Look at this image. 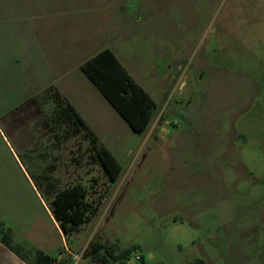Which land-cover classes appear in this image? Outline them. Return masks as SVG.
Listing matches in <instances>:
<instances>
[{"label": "rangeland", "instance_id": "1", "mask_svg": "<svg viewBox=\"0 0 264 264\" xmlns=\"http://www.w3.org/2000/svg\"><path fill=\"white\" fill-rule=\"evenodd\" d=\"M68 1L25 0L39 26L58 20L103 38L157 106L137 133L115 109L79 105L122 166L114 182L55 94L42 112L2 117L21 135L0 136L4 239L14 233L26 258L42 251L67 264H97L86 256L95 241L132 248L130 263L140 254L141 264H264V0ZM25 28L0 19V64L3 43L15 47L2 31ZM69 29L63 40L78 37ZM19 78L11 91L0 82V114L23 101ZM48 179L83 184L90 221L63 235L50 213L55 193L39 188Z\"/></svg>", "mask_w": 264, "mask_h": 264}, {"label": "crops", "instance_id": "2", "mask_svg": "<svg viewBox=\"0 0 264 264\" xmlns=\"http://www.w3.org/2000/svg\"><path fill=\"white\" fill-rule=\"evenodd\" d=\"M68 2H70L69 4H75L79 0H70ZM59 14L62 15L64 12H59ZM52 17H57V15ZM0 19L1 21H26V28L23 33L20 29L19 32L16 30L17 32L12 33L2 31L4 36L8 34L11 36L14 33L15 38L12 41L15 43V47L12 45L11 50L7 51L8 48L3 43L4 51L2 59L6 63L0 64V82L3 85L5 84L6 87L9 86V91L13 89L15 81H17V84H21L19 77H23L21 79L24 82L22 81V86L17 89L19 93H22L20 98L23 97V101L11 110H6L0 114V136L5 141H8L5 131L9 130V133L21 138L19 134L20 130L12 128L11 121L6 117H2L13 109L19 110L25 108L33 110L37 108L42 112L44 104L48 103L47 101L51 92L57 91V93L76 108L90 129L98 136L101 144L105 145L99 136L100 134H98L100 128L94 124L95 116H93L94 118L89 117L88 114L79 110V105L83 103L85 107H88L92 100H96L109 113L114 115L113 110L115 108L82 69V65L86 61L97 55L100 51L109 48V45L104 44L103 38L97 41V38L94 36L90 38L89 36H84L83 29H77V25H69L66 22L60 23L57 20L54 25H50L49 19L42 21L41 26H39L37 21L42 18L31 12V5L30 3H26L25 0H3L0 5ZM72 27L79 33L78 37L73 40H63V37L67 34V30H70L69 28ZM12 57H15L16 63L13 62L8 65V60H11ZM115 111L118 112L116 109ZM102 125L106 126L107 121H103ZM105 146L107 147V145ZM37 193L39 194V192ZM39 196L41 195L39 194ZM11 236V239H3V233L0 230V264H8L6 262L9 261L12 264H35L34 259L38 257L39 251L37 254L35 253L31 256V258H26V255L22 254V246L15 243V234L12 233ZM6 250L9 252L7 253ZM68 252L71 253L70 250ZM3 255H6L4 259L9 261L3 262Z\"/></svg>", "mask_w": 264, "mask_h": 264}, {"label": "trees", "instance_id": "3", "mask_svg": "<svg viewBox=\"0 0 264 264\" xmlns=\"http://www.w3.org/2000/svg\"><path fill=\"white\" fill-rule=\"evenodd\" d=\"M82 69L130 125L132 130L137 133H143L148 128L157 104L149 92L131 76L111 49L106 48L100 51L86 61L82 65ZM51 93L60 99L59 105L62 110V117L68 118L74 126L86 130L93 144L96 158L110 180L112 182L116 181L122 172L119 160L109 148L101 144L98 136L90 129L69 101H66L57 91ZM39 188H43L46 195L55 193L49 207L63 235L70 234L90 221L87 190L83 184L75 183L59 189V181L48 179L44 185L39 183ZM131 252L132 248L120 249L118 245L108 241H95L88 246L86 256L97 264H112L114 262L119 264H141L143 261L142 256L138 259L140 263L136 261L130 263L132 260ZM37 259L38 264L68 263V260L55 259L42 251L38 252ZM190 264H207V261L203 258H197Z\"/></svg>", "mask_w": 264, "mask_h": 264}, {"label": "built area", "instance_id": "4", "mask_svg": "<svg viewBox=\"0 0 264 264\" xmlns=\"http://www.w3.org/2000/svg\"><path fill=\"white\" fill-rule=\"evenodd\" d=\"M140 256H141L140 254H136L135 257H136V259L138 260V259H140Z\"/></svg>", "mask_w": 264, "mask_h": 264}]
</instances>
